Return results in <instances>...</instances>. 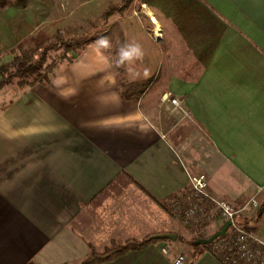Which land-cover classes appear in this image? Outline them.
<instances>
[{
  "label": "crops",
  "instance_id": "1",
  "mask_svg": "<svg viewBox=\"0 0 264 264\" xmlns=\"http://www.w3.org/2000/svg\"><path fill=\"white\" fill-rule=\"evenodd\" d=\"M107 29L143 48L128 97L112 55L91 44L0 105V264L75 263L90 245L161 234L91 264H172L176 251L224 264L214 243L190 242L223 220L186 227L167 198L189 174L236 204L264 186V0H130Z\"/></svg>",
  "mask_w": 264,
  "mask_h": 264
},
{
  "label": "trees",
  "instance_id": "2",
  "mask_svg": "<svg viewBox=\"0 0 264 264\" xmlns=\"http://www.w3.org/2000/svg\"><path fill=\"white\" fill-rule=\"evenodd\" d=\"M130 0H124L119 3H111L103 8L98 17L87 20L86 24L78 26L79 32L71 31L66 36L57 35L56 39L50 37H42L35 39V45L22 53L15 54L10 60L0 64V91L10 87L18 88L16 96L25 91L36 83L49 84L56 76L57 72L65 66L72 63L78 55H80L89 45L95 44L97 37L108 36L112 43V48L107 52L112 55L115 74L118 80L121 95L128 97V90L132 82L126 78V70L118 68L115 65L117 59V50L123 44L122 35L119 36L112 30L107 29L109 18L115 13H124ZM97 20V21H95ZM15 96V97H16ZM9 102V101H8ZM7 104V103H6ZM3 105H5L3 103ZM168 208V207H167ZM247 217L243 214L237 216L239 223L252 231L247 224L249 220L256 218ZM226 234L222 237H225ZM179 235H177L178 237ZM168 237L166 234L147 235L140 239H130L125 241H112L103 249H98L90 245L87 254L75 263L64 262L62 264H91L93 262H101L114 259L124 252L131 249H140L157 238ZM181 237V236H179ZM207 237L203 234L193 236L190 240L193 244L199 238ZM209 244H199L200 248L212 245L217 239ZM213 251L219 256L224 264H231L228 261H223L218 250L213 248ZM196 256H194L187 264H193Z\"/></svg>",
  "mask_w": 264,
  "mask_h": 264
},
{
  "label": "rangeland",
  "instance_id": "3",
  "mask_svg": "<svg viewBox=\"0 0 264 264\" xmlns=\"http://www.w3.org/2000/svg\"><path fill=\"white\" fill-rule=\"evenodd\" d=\"M100 11L92 9L89 0H0V64L33 47L35 39L50 37L54 40L60 34L79 32L77 27L97 18ZM108 50L103 51L108 53ZM18 91L15 87L1 90L0 105L8 103ZM263 197L259 196L260 203ZM257 211L243 215L251 218ZM247 224L264 240V212Z\"/></svg>",
  "mask_w": 264,
  "mask_h": 264
},
{
  "label": "built area",
  "instance_id": "4",
  "mask_svg": "<svg viewBox=\"0 0 264 264\" xmlns=\"http://www.w3.org/2000/svg\"><path fill=\"white\" fill-rule=\"evenodd\" d=\"M175 107L182 108L179 98H172ZM190 188L184 194L176 192L167 198L168 209L177 216L184 226H202L217 214L223 222L230 220L228 234L214 242L223 261L231 264H264V240L239 223L237 216L251 213L260 206L259 196L264 195L260 186L243 203L236 204L214 196L209 190V182L204 173L189 174ZM168 253V248H163ZM172 264H186L183 252L175 253Z\"/></svg>",
  "mask_w": 264,
  "mask_h": 264
},
{
  "label": "clouds",
  "instance_id": "5",
  "mask_svg": "<svg viewBox=\"0 0 264 264\" xmlns=\"http://www.w3.org/2000/svg\"><path fill=\"white\" fill-rule=\"evenodd\" d=\"M95 48L97 52L99 53L101 50H108L112 48V43L110 42V39L108 36H99L97 37L95 41ZM144 56L143 48L138 42H129L125 43L119 46L117 50V59L115 61V65L118 68H124L127 72L130 74H133L135 77L136 73L133 72L132 65L136 61L142 60ZM149 75L148 71L145 70L144 76L147 78ZM63 81H53V86L54 87H59ZM104 83H109V84H115V80L109 76Z\"/></svg>",
  "mask_w": 264,
  "mask_h": 264
},
{
  "label": "water",
  "instance_id": "6",
  "mask_svg": "<svg viewBox=\"0 0 264 264\" xmlns=\"http://www.w3.org/2000/svg\"><path fill=\"white\" fill-rule=\"evenodd\" d=\"M264 212V197L260 203V206L258 208L257 211V216H261V214ZM231 221L230 220H226L223 222L221 228H219L218 230H216L215 232H213L211 235L207 236V237H203V238H199L197 239V241L195 242L196 245L199 244H209L211 242H213L216 238L218 237H222L226 234L228 227L230 226Z\"/></svg>",
  "mask_w": 264,
  "mask_h": 264
}]
</instances>
